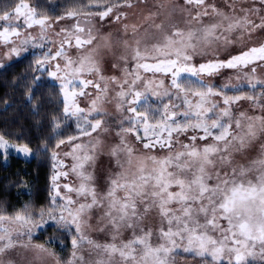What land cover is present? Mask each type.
I'll return each mask as SVG.
<instances>
[{
    "label": "snow or ice",
    "instance_id": "1",
    "mask_svg": "<svg viewBox=\"0 0 264 264\" xmlns=\"http://www.w3.org/2000/svg\"><path fill=\"white\" fill-rule=\"evenodd\" d=\"M146 2L115 0L99 8L92 5L103 0H89L88 5L73 3L62 15L40 16L39 5L30 7L21 0L13 12L0 14V21L6 22L0 31L5 55L19 57L29 48L46 49L36 57L34 72L59 81L63 119L54 118V130L74 120L77 133L67 140L61 138L56 148L66 142L72 148L65 155L76 161L71 170L80 181L78 186L64 184L61 191L58 178L63 175L67 179L68 172L58 171L62 161L53 152L50 201L39 208L25 204L12 214L0 209V264H17L12 257L17 249L33 252L28 264H43L45 255L52 257L55 264H176L177 258L189 257H199L200 264H264V145L261 155L248 166L236 164L233 155L264 134V90L259 94L229 95L227 89L237 86H217L204 79L220 75L222 69H236L237 79L244 75L249 87L255 89L260 84L264 88V80L257 78V69L264 70V43L226 59L217 56L221 47L241 43L245 34L251 39L254 33L264 32V0H252L247 7L238 0H227L231 12L207 0H184L188 6L181 7L187 13L184 28L172 22L156 23L155 18L165 10L161 2L156 11L144 17L151 21L146 27L131 25V44L128 40L125 44L135 67L125 69L123 80L110 78L119 89L113 99L121 116L115 130L119 143L109 154L122 169L125 164L131 166L133 159L140 164L134 171L110 177L103 193L97 191L95 178L87 170L86 166L95 164L100 144L99 136L93 137V133L107 132L110 127L101 108L107 86L83 78L85 72L100 73L101 61L97 57L103 56L100 45L94 43L93 27L89 26H94L95 21L89 18L104 21L114 15L116 21H121L127 14L120 8ZM81 16L85 17L83 21ZM205 17L211 19L205 22ZM21 18L22 22L13 23ZM62 20L74 23L56 31L55 25ZM34 27L40 29L38 38L27 31ZM49 29L61 37L59 47L56 41L49 46ZM124 29L127 33L129 25L124 24ZM73 46L87 50V55H68L66 49ZM209 52L213 58L193 62L197 55L208 56ZM122 59L127 63L129 57ZM250 65L253 66L249 68ZM141 70L152 75H142ZM40 79V75L34 76L33 84ZM90 87L96 92H88ZM28 91L29 99L34 98V90ZM77 96L90 98V107H79ZM153 99L155 104L150 102ZM241 99L252 102L261 115H235L232 105ZM182 135L189 142L181 140ZM85 136L96 143L85 144L81 140ZM10 147L0 136V149ZM156 149L166 154L159 155ZM16 151L27 156L31 150L23 145ZM253 171L254 178L250 175ZM121 192L123 195H118ZM97 207L104 210L101 221H106L105 227L110 226L111 242L100 243L86 233V227H91V210ZM153 212L159 217L156 230L143 225ZM53 225L68 231L75 229L71 257L66 262L49 250L51 238L48 243H33L38 231ZM122 229H131L132 237L120 240ZM85 244L96 253L94 261L81 254Z\"/></svg>",
    "mask_w": 264,
    "mask_h": 264
},
{
    "label": "rangeland",
    "instance_id": "2",
    "mask_svg": "<svg viewBox=\"0 0 264 264\" xmlns=\"http://www.w3.org/2000/svg\"><path fill=\"white\" fill-rule=\"evenodd\" d=\"M163 2L165 5V10L162 15L155 18L156 23H160L161 21L164 22H172L177 23L180 27L184 28L187 27V25L184 23L185 18L187 17L186 12L181 11V7H188L184 5V0H147L146 3H140L136 7L133 8H127L122 7L119 9V11L125 12L127 15L126 17H122L121 21H116L114 15L106 18L104 21H99V17H93L89 19H93L95 21L94 26L89 25L90 27H93L94 35L96 36V41L94 43L100 45V52L103 53V56H98L97 59L101 61L100 63V73H92L89 74L87 72L84 73L83 78L94 80L97 83L101 85V87L107 86L108 88V94L107 98L104 100V102L101 104V108L104 113L107 115L105 116V120L108 122L109 131L104 132L100 131L98 133H93V137L99 136L100 138V144L97 146V159L94 165L87 167V170L91 172L94 176V185L98 192L103 193L107 191L108 185H109V178L115 177L117 173H120L122 171L128 170V171H134L136 167L139 166L140 161L137 159H133L132 165L129 166L128 164L124 165V168L122 169L119 167L116 163V159L112 157L109 153L111 148L119 143V139L116 136V128L118 126V122L121 116V113L117 109V104L115 99L116 91H118V87L116 84L112 83L111 77H117L120 80H123L126 76L125 69L126 68H133L135 67L134 61L131 60V54L129 50V46L125 44V40L129 41V44H131V35H132V29L131 25L136 24L138 26L146 27L148 23L151 21H145L144 17L149 14V12H154L157 10L156 5ZM239 4H242L243 6L247 7L252 3V0H238ZM20 3V2H18ZM17 3V4H18ZM25 3V2H24ZM133 3H136V0H133ZM208 4H214L219 9L231 12V9L228 7L227 0H207ZM28 4V3H27ZM30 5V4H29ZM16 6V5H15ZM15 6L10 9L6 10L8 12H13ZM257 6H259L257 4ZM30 7H33L30 5ZM3 14L4 11H1ZM81 21L85 19L84 16L80 17ZM211 18L205 17V22H208ZM21 20H13V23H20ZM6 22L0 21V31H3V25ZM52 23H55L53 20ZM74 23L73 20H62L59 22V24H56V31H59L61 27H70ZM124 24L129 25V29L127 33L124 29ZM143 27H141V32L143 31ZM28 32L32 34L34 37H39L40 35V29L38 27H34L32 29H28ZM154 31V29H153ZM48 41L49 46H51L52 41H56V47H59V40L61 37L57 36L55 32H53L51 29L48 30ZM23 38V37H22ZM260 43H264V32L258 31L252 35L251 39L247 38V34H245V37L241 43H237L234 45H229L227 48L221 47L219 52L217 53V56L219 59H226L230 55H238L242 50H245L247 47L251 46H258ZM75 44V40L73 39V45ZM90 47V46H89ZM46 49H32L29 48V51L27 53H22L19 57L12 56L9 58L7 55H5L6 47L3 44H0V70L5 68L6 66L13 64L19 60H21L23 57H26L28 55H33L34 60L32 67L35 68V59L37 56H39L43 51ZM68 52V55L72 56L73 58H79L80 55L83 53L84 55H87V50H77L74 46L71 48L66 49ZM127 55L129 57L127 63L125 62L122 57ZM213 58L212 53L209 52L208 56H200L197 55L194 58V63H200L203 62L206 59ZM54 63V62H53ZM61 66L64 64V60H60ZM113 65H118V67H114ZM253 65H250L252 67ZM248 69H243V72H247ZM236 69H222L220 75L208 77L205 76L204 79L206 82L213 83L217 86L223 85L225 83L230 85H235L237 87H232L227 89L229 95H236L239 94L241 96L244 95H251L253 93L259 94L264 88H262V85L258 84L255 89L248 86L247 78L244 75H241L239 79H237L236 76ZM142 75L145 76H151V73H143V70H141ZM37 75H40L41 78L48 79L49 82L55 84L58 87V92L60 95L61 100H63L62 94L60 92L59 88V81H54L51 78H49L44 73H36ZM103 77V79L101 78ZM257 78L264 80V70L257 69ZM130 79V77H129ZM88 92L95 93V88H89L87 89ZM77 104L79 107L82 108H88L91 105V99L86 98L83 96H77ZM214 99L220 100L221 98L216 97ZM150 102L156 103V101L153 99ZM222 104V101H221ZM74 107V106H73ZM232 109L235 115L239 116V113L245 112L249 115H261V111L258 107H254L252 102L248 101L247 99H241L237 103L232 105ZM62 112H63V104H62ZM74 127V133H77L76 128V122H73ZM56 133V136H58V130H54ZM72 134V135H73ZM188 135H191V132L188 133ZM67 140V138H64ZM131 140L134 141V137H130ZM181 140H184L185 142H189L186 140V137L184 135L180 136ZM5 140V139H4ZM60 140V138H59ZM59 140L55 143L53 149L49 151V158L51 161V175H50V194L52 193V176L54 172L53 168V152L58 153L60 161H62V165L59 166L58 171L59 172H68V178L66 179L63 175H60L58 178V183L61 185V191H63V185L64 184H73V185H79V179L78 177L72 172L71 166L76 162L73 159V156L71 155H65V153H71L73 150L67 142L60 146V148H56V144L59 142ZM81 140L85 144L91 142L96 143V141L92 137H81ZM9 145H11L10 148H8L6 151L4 149H0L1 153L3 154L4 161L7 162V159L11 156L21 157L26 160H29L30 158L34 157V154L36 152H33L31 149L30 154L25 156L23 154H18L16 151L17 147L23 146L19 144H15L12 142H9L5 140ZM80 141H74V143H79ZM201 145L203 143H206L204 141H198ZM261 145H264V134H260L257 139L253 140L251 144L244 149L240 153H234L235 157V163L236 164H242L245 166L250 165V162L254 159H257L261 155ZM139 147V146H138ZM141 151L143 149L141 148ZM156 153L159 155H165V150L156 149ZM123 159V157H122ZM255 171L250 173V175L254 178L255 177ZM118 195H123V193H118ZM72 196L75 197V193H72ZM50 199V196H49ZM82 199V198H80ZM104 210L102 208H93L91 210V218L88 220V224L91 225V227H86V233L89 236V238L96 240L100 243H106L111 242V231L110 226L105 227L106 221H101V217L103 216ZM143 225L146 228H153L154 230L158 229L159 227V217L155 212H153L150 216L146 217L143 221ZM46 228H52L54 229L55 233H58L59 231H65L66 232V238L68 240V248L66 249L65 242L61 240V238L56 239L55 237H49L45 242H37L35 241V237L33 238V243H48L51 238V243L49 245L53 246L55 241H58L60 248L65 251L64 254L56 253L54 248L49 247V250L51 252L56 253V256L59 257L62 261H67L71 257L72 253V239L74 238L75 229L72 228L71 231H68L66 229H58L54 225L51 227ZM45 228V229H46ZM101 228H105V231H100ZM41 231V230H40ZM38 231L36 235L40 232ZM44 231V229H43ZM132 237V230L131 229H122V235L119 237L120 240H127ZM119 242V240H118ZM156 240L153 238V243H155ZM48 245V246H49ZM19 253V254H18ZM81 254L85 257L86 260L94 261L96 259V253L94 251H89V247L87 244L84 245V247L81 249ZM33 252L31 251H25L24 249H17L12 253L13 259L17 261V264H28L30 260L33 258ZM36 264H39V262H36ZM43 264H55V260L52 257L44 256ZM176 264H200V258H191L188 259H180L177 258Z\"/></svg>",
    "mask_w": 264,
    "mask_h": 264
},
{
    "label": "trees",
    "instance_id": "3",
    "mask_svg": "<svg viewBox=\"0 0 264 264\" xmlns=\"http://www.w3.org/2000/svg\"><path fill=\"white\" fill-rule=\"evenodd\" d=\"M21 0H0V13L12 9ZM35 7L39 5V15L58 16L70 10L73 3L88 5L89 0H24ZM115 0H103L93 7L103 8ZM54 9V12L51 11ZM33 55L0 70V136L5 140L27 145L34 157L26 160L11 156L4 161L0 151V209H6L9 214L31 204L35 208L45 206L50 196L51 151L59 138H67L74 133L73 122L68 120L61 125L56 136L53 127L54 118L63 119L62 100L58 87L41 78L33 84L37 74L32 67ZM29 89L34 90V98L29 99ZM57 133V134H58ZM52 228L41 230L35 241L45 242L49 237L61 238L68 248L65 231L54 232ZM58 241L49 247L56 253L64 254Z\"/></svg>",
    "mask_w": 264,
    "mask_h": 264
}]
</instances>
